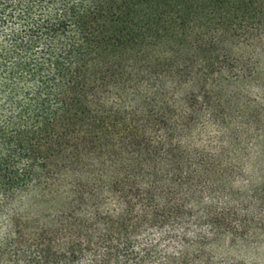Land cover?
<instances>
[{"label": "trees", "instance_id": "1", "mask_svg": "<svg viewBox=\"0 0 264 264\" xmlns=\"http://www.w3.org/2000/svg\"><path fill=\"white\" fill-rule=\"evenodd\" d=\"M262 41L264 0H0V264H243L193 249L264 235V184L216 203L185 140Z\"/></svg>", "mask_w": 264, "mask_h": 264}, {"label": "rangeland", "instance_id": "2", "mask_svg": "<svg viewBox=\"0 0 264 264\" xmlns=\"http://www.w3.org/2000/svg\"><path fill=\"white\" fill-rule=\"evenodd\" d=\"M233 56L242 61L246 74L219 85L212 97L220 105L218 121L204 112L185 143L221 160L228 175L224 192L215 201L239 207L237 197L250 195L264 184V41L252 49H236ZM188 92L182 89L179 97ZM52 209L49 202L34 201L28 215L45 216ZM193 251L243 264H264V235L255 230L244 238L224 235Z\"/></svg>", "mask_w": 264, "mask_h": 264}]
</instances>
